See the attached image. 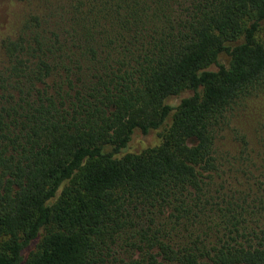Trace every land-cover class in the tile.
I'll list each match as a JSON object with an SVG mask.
<instances>
[{"label": "trees", "instance_id": "16d2710c", "mask_svg": "<svg viewBox=\"0 0 264 264\" xmlns=\"http://www.w3.org/2000/svg\"><path fill=\"white\" fill-rule=\"evenodd\" d=\"M1 2L0 264H264V0Z\"/></svg>", "mask_w": 264, "mask_h": 264}, {"label": "rangeland", "instance_id": "374dc122", "mask_svg": "<svg viewBox=\"0 0 264 264\" xmlns=\"http://www.w3.org/2000/svg\"><path fill=\"white\" fill-rule=\"evenodd\" d=\"M5 6L3 5V3L0 0V26H2V24L4 23V17H5ZM190 93H185L184 95L177 97V98H171L168 103L174 107L178 106L181 99L183 97H188L190 96ZM260 106H264V98L263 100L259 103V105L254 106L252 108L253 111H251L250 109L247 111H240L239 113H237L236 118L233 120L232 123V127H238V128H244L242 126L246 125V123H248V119L249 120H258V116H256L255 112L257 110L258 107ZM251 111V112H250ZM171 124V120H169L166 124V128L169 127V125ZM164 127V128H165ZM162 132V130H160L159 132L153 133L148 137H143L140 134H136V136L134 137L133 142L131 143V145L129 146V148L127 149V153H140L141 151L145 150L147 147L150 146H154L157 145L160 141L159 138V134Z\"/></svg>", "mask_w": 264, "mask_h": 264}]
</instances>
